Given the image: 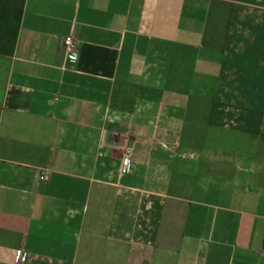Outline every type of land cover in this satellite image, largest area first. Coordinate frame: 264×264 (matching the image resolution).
<instances>
[{"label":"crops","instance_id":"0c3cea01","mask_svg":"<svg viewBox=\"0 0 264 264\" xmlns=\"http://www.w3.org/2000/svg\"><path fill=\"white\" fill-rule=\"evenodd\" d=\"M16 250L264 264V0H0V264Z\"/></svg>","mask_w":264,"mask_h":264},{"label":"built area","instance_id":"2783aa9c","mask_svg":"<svg viewBox=\"0 0 264 264\" xmlns=\"http://www.w3.org/2000/svg\"><path fill=\"white\" fill-rule=\"evenodd\" d=\"M62 50L64 53L65 61L69 64H75L78 60V53L75 41L71 36H66L62 39ZM130 150L127 148L125 150V155L122 160L121 172L125 173L128 170V157ZM42 179V178H41ZM24 256V252L21 250H16L14 252L15 261L13 264H23L22 257Z\"/></svg>","mask_w":264,"mask_h":264}]
</instances>
